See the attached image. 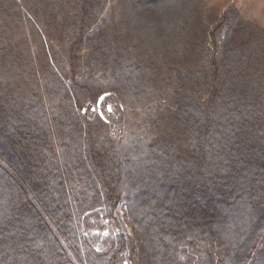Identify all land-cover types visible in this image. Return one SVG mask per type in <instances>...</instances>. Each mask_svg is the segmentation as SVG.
I'll list each match as a JSON object with an SVG mask.
<instances>
[{
    "label": "trees",
    "instance_id": "obj_1",
    "mask_svg": "<svg viewBox=\"0 0 264 264\" xmlns=\"http://www.w3.org/2000/svg\"><path fill=\"white\" fill-rule=\"evenodd\" d=\"M204 6L0 0V264H264V29Z\"/></svg>",
    "mask_w": 264,
    "mask_h": 264
},
{
    "label": "rangeland",
    "instance_id": "obj_2",
    "mask_svg": "<svg viewBox=\"0 0 264 264\" xmlns=\"http://www.w3.org/2000/svg\"><path fill=\"white\" fill-rule=\"evenodd\" d=\"M204 7L206 9H212L213 11L217 13H223L227 11L229 8H236L241 12V14L249 19L256 22L259 26H261L264 29V0H202ZM257 96V94H256ZM253 102V100H251ZM106 104L100 100L99 103V110L101 113V117L104 118L106 121H108V117H110L109 110L113 109L109 107L106 108ZM117 117V114H116ZM116 117L114 119H116ZM1 227H4L0 225ZM100 232H96V234H99ZM108 233L107 229H104L103 232H101V235L104 236Z\"/></svg>",
    "mask_w": 264,
    "mask_h": 264
},
{
    "label": "built area",
    "instance_id": "obj_3",
    "mask_svg": "<svg viewBox=\"0 0 264 264\" xmlns=\"http://www.w3.org/2000/svg\"><path fill=\"white\" fill-rule=\"evenodd\" d=\"M100 103V102H99ZM99 103H98V105H97V107L99 108ZM107 107V109L109 108V107H111L112 109H113V107H112V105H110V104H107L106 105ZM113 113V111L112 110H109V114H112Z\"/></svg>",
    "mask_w": 264,
    "mask_h": 264
}]
</instances>
